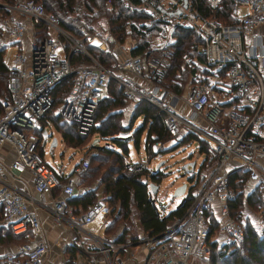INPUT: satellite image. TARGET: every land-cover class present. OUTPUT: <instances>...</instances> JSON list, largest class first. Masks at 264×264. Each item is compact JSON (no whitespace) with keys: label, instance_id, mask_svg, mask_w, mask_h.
<instances>
[{"label":"built area","instance_id":"obj_1","mask_svg":"<svg viewBox=\"0 0 264 264\" xmlns=\"http://www.w3.org/2000/svg\"><path fill=\"white\" fill-rule=\"evenodd\" d=\"M228 1V19L221 20L203 13L196 0H122L123 7L146 16L139 22L140 30L149 33L147 40L157 51L146 55L149 48L133 49L140 45L135 38L107 48L114 41L112 35L97 37L95 44L87 27L80 26L78 35L71 32L40 0H0L8 10L0 15V32L13 41L8 47L14 46L5 57L9 97L0 105V146L8 142L14 154L7 165L0 157V215L10 230L31 236L15 252L0 253V264L48 260L52 250L42 233L40 208L62 230L71 228L67 243L78 252L70 258L71 264H125L133 244L140 246L136 249L142 253L140 264H193V258L210 251L212 220L217 234L225 233L233 241L243 238L242 222L229 208L234 196L229 173L245 171L247 179L258 183L264 198V0ZM205 3L215 10L221 0ZM31 20L43 22L52 34L32 39ZM183 29L196 35L188 49H178L176 32ZM87 43L109 49L115 63L99 61ZM73 51L84 53L90 63L73 67L69 57ZM178 55L181 68L188 71L183 91L172 90L159 80ZM69 74L73 79L61 107L78 134L87 135L95 126V110L110 79L127 98L152 104L167 134L196 138L198 147L204 146L196 169L194 164H185L191 172L188 177L198 179L185 211L160 233L130 241L101 239L88 223L104 213L106 196L99 194L82 211L73 212L69 199L76 191V180L69 176L48 203L34 195L51 194L60 184L52 158L45 159L39 151L41 135L34 128L41 126L39 119L52 105L54 85ZM43 130L45 134L46 126ZM46 141L50 143L51 138L42 145ZM160 143L157 139L154 146ZM144 159L125 164L120 173L141 171L147 155ZM87 165L83 159L72 168L80 175ZM25 170L32 176V192L16 183ZM73 233L78 239H73Z\"/></svg>","mask_w":264,"mask_h":264},{"label":"rangeland","instance_id":"obj_2","mask_svg":"<svg viewBox=\"0 0 264 264\" xmlns=\"http://www.w3.org/2000/svg\"><path fill=\"white\" fill-rule=\"evenodd\" d=\"M4 1L9 2V0L8 1L4 0ZM223 1L225 0H221V4L217 6L215 10H213L214 15L221 20L226 19V15L223 16L222 14H220L221 10H224L223 6L225 5V2ZM88 2L89 3H86V0H74V10L68 12L67 14L71 15L72 17L75 16L79 17L80 22H75L69 19V21L73 24V27H69L68 30L78 35V33L74 32L77 26L84 25L94 34L95 37H104L105 35H107L106 33H109L113 36L114 41H109V46L107 48H110L113 45V43L114 45L117 44V42H124V41L129 43L132 38H135L138 43L143 45L142 48L143 47L144 49L149 48V50L146 51V55L157 53L156 50L152 49L151 42L147 40L149 33H147L146 30L144 31L140 30L139 22L146 19L144 13L130 11L129 9L124 8L122 6L121 0L119 2L115 0L116 3H113V0H101V1L88 0ZM99 2H102L103 4H100ZM88 4L92 8H88L89 6ZM117 13H119L118 16H116ZM114 16H116V18L111 20V18ZM119 22L121 24V28L112 29V25H115ZM28 31L32 39L35 38V40H38L47 34H52V30L48 29L46 24H44L43 22H37L35 20L29 21ZM156 33H159L158 30H156ZM176 33L177 35H179L178 49H185V48L188 49L193 44V41L197 40L196 35L193 32L187 33L184 32L183 30H179ZM93 40L96 42L98 41V39L95 40V38ZM12 42L13 41L11 40L9 41L0 32V47H2L3 49L2 60L4 62L6 59L5 57H6L7 47L8 45H11L9 43ZM66 48L67 46L63 47L64 53H67L68 48L67 49ZM13 49L14 46L11 47L10 50ZM88 49L99 61H102L108 65H112L116 61L114 54L110 52L109 49L104 50L106 54L108 53V57H106L105 61L100 59L98 55H96V53L94 52L100 49L98 46H96V49L93 50H91L90 48ZM88 63H90V59L86 56V58H82L81 60H73L72 66L76 67L78 65L88 64ZM5 79L6 77L3 80H0V89L3 91V93L0 94V105L9 97L8 94L9 91L5 86ZM159 80L166 87H169L172 90L183 91L185 89L186 83L188 81V71L186 69L181 68L179 55L178 58L174 60V62L170 66H168L165 72L160 76ZM68 85H69L68 82L64 83L61 89L57 91V93L54 96L53 103L49 108V114H51L52 116L55 114L59 115L58 117L61 125L60 126L57 125V128L61 130L68 128L69 127L68 124L72 122V119L69 116L66 117L63 115L62 107H61V104H64V102L66 101V96L68 95V90H69ZM117 85L118 84L116 82L110 79L107 82L108 90L113 89L114 91H118L119 89ZM118 98L120 100L118 102L119 105L121 104L124 105L128 100V98L125 97L123 98L118 97ZM139 101L144 102V100H139ZM115 105L117 104H114L113 107H115ZM124 109L125 112L120 111L114 114L115 117L113 118V121L117 123L115 129L116 134H119L122 137L126 136L124 142L129 138H134V136L135 137L137 136L138 140H136V144L137 146L141 145L139 150L137 151L132 141L128 144L130 157L133 160L135 159L136 161L145 160L144 146L146 144L150 146L149 150L148 149L146 150L147 160H148L147 164L144 166V168L141 171L129 175L137 176L140 180L148 181L151 179L154 182H157L156 191L151 192L147 187V192L157 212L159 214H162L166 210V208L178 205L184 197V194L182 195L173 194L172 191L176 184L182 181H186V184L188 186L195 182L198 183V179L193 181L191 177H188L191 174V172L189 169L185 168V164L186 163H189L190 165L194 164V168L196 169L199 166L200 162L202 161L204 157V153L198 149V140L196 138L191 139L188 138L187 136H182L181 138H173L172 136H170L165 132H164L165 138L159 139L161 141L160 145L157 148L153 147L152 150L151 143H153L154 145V141L156 140L154 131L151 132L150 138L147 139H145V135L147 132V129L145 128L146 125L141 131L135 132V129L140 125L138 124V122H140V119H136L135 123L132 122L131 117L127 113L128 105H125ZM61 116L64 117V122H65L64 125ZM56 123H58V121H56ZM106 124L107 121L105 120L101 122L102 127L107 126ZM134 124L135 125L138 124L136 128H134ZM49 129L51 128L50 127L47 128V134L42 138V141L40 143L41 146L43 140L44 139L48 140L49 138V132H50ZM93 134L90 133V135L88 136H83L82 142L78 144V146L81 150L86 149L89 151V154H87V156L90 155V158H92L89 167L90 168H93L94 166L98 167L99 168L97 171L98 174H95V171L93 172V170L91 175L83 174L82 175L83 182H79V184H77V189L79 188L81 189L83 183L84 184L88 183L89 185L94 184L96 181V177L99 176V172L104 168V166H107L110 163L115 162L114 155L112 153H108L107 151H105L104 146L98 147L94 145L93 140L90 139ZM99 135L101 137V134ZM53 136H57L59 139V135L57 131L54 130V128H53ZM96 139H97L95 141L97 142L96 144L105 142L106 144H108V146H113L108 141H102L100 138H96ZM175 142L182 144L175 145ZM124 146L125 144H123V148ZM123 148L120 149L123 150ZM61 149H64L63 158L67 160L68 154L70 153V149L63 148L59 144V140L56 143V145L53 146L52 150L47 144L44 148L45 158H47V156L50 154L54 155L56 162L52 163L53 166H58L59 164L57 162V159H59V150ZM95 157H97L100 160L103 159V157L105 159L99 161ZM68 161L71 162L69 159ZM192 161L193 164L191 163ZM156 169L157 171H155ZM153 172H157L156 176L154 177L151 175ZM242 176L244 177V175ZM78 180H81L80 177ZM254 188L256 187L253 186L252 189V185L247 183L246 178H243V183L240 185L239 188V190L241 191H238V189L236 190L239 192V199H241V203L240 204L237 203V205L234 207L233 210L235 211V214H237V216L240 218V220L244 222L245 226L250 225L257 230H260L264 224V198L261 196L259 190ZM248 190H251L253 192L251 195L252 202H250L249 206L245 207L244 204L242 203V200L244 199V196ZM119 205L120 204L118 200L109 199L108 206L105 211V215L102 216L99 219V221L96 222V226L99 225L101 226V230L99 231V235L101 239L117 240L120 237V239L122 240L130 241L137 238H144L146 236L153 235V234H149L147 230H144L142 228L141 223L139 221V215L135 206H133V209L130 211L129 216L124 218L126 220H124L123 218L115 219L113 214L114 212L117 213ZM107 221L108 224L106 223ZM172 222L170 221L169 223L171 224ZM74 233H73V239H78L77 235ZM210 238H213V240H215L217 243L215 250L212 251V249H210L209 253L205 257L193 258L192 259L193 264H211V259H210L211 254L212 252L215 251L217 254L216 259H218L217 261H219L218 250L222 249L221 246L224 242L231 241L230 239H228V236H226L225 233L216 234V231L214 230L212 231ZM68 240L65 243L66 245H64L67 250V256L68 258L76 257L78 255L76 247L74 245L73 246L69 245L67 243ZM22 241H24V239ZM241 243L240 242L234 243V245H230V248L232 249L234 248V246L237 245L240 246ZM138 249H140V246L137 247V250ZM139 261L135 260L133 261L132 264H140Z\"/></svg>","mask_w":264,"mask_h":264},{"label":"trees","instance_id":"obj_3","mask_svg":"<svg viewBox=\"0 0 264 264\" xmlns=\"http://www.w3.org/2000/svg\"><path fill=\"white\" fill-rule=\"evenodd\" d=\"M11 1H14V0H9V2ZM40 1L43 3L46 9L52 11L59 17L61 21V25L63 27L67 29H69V27H73V24L69 21V19L75 22H80L79 17H76V16L72 17L71 15L67 14L68 12L74 10V0H40ZM91 1H94V0H91ZM117 1L119 2L120 0H117ZM223 2H225V5L223 6L224 10H221L220 14H222L223 16L226 15L225 20H227L229 1L225 0ZM86 3H89L88 0H86ZM99 3L103 4L102 2H99ZM113 3H116L115 0H113ZM196 4L203 13L205 14L213 13V10H211L207 6V4L205 3V0H196ZM88 8H92V7L89 5ZM7 12L8 10L4 6L0 5V15L7 14ZM118 14L119 13H117L116 16H118ZM116 16L112 17L111 20L116 18ZM80 26H77L74 32L79 33ZM116 28H121L120 22L115 25H112V29H116ZM183 31L187 33L188 32L191 33V31L188 29H183ZM106 34L111 36V34L109 33H106ZM86 45H87V48H90L91 50L96 49V46L94 45H91L88 43ZM142 46L143 45L140 44L138 46H135L133 49L139 50L142 48ZM2 51L3 49L2 47H0V80H3L5 77L7 78V66L5 62L2 60ZM94 52L103 61H105L106 57H108V53L106 54V52L102 49H98L97 51H94ZM69 57H70L71 65L73 63V60H81L82 58H86L84 53L80 51L71 52ZM72 79H73V74H69L65 76L64 78H62L61 80H59L54 85L52 89L53 100H54L55 94L57 93L58 90L61 89L64 83L68 82V84L70 85ZM112 91L114 92L113 93L114 98L102 97L100 99L97 105V108L95 110V117H96V120L99 121V125L97 126L95 125L93 129L91 130V132L94 129H97V131L101 135L113 133L114 131L116 132L115 129H116L117 123L113 121V118H114L113 115H110L107 117L106 114L109 111V109H111V107L114 108L113 107L114 104H119L118 102L120 100L118 97L126 98V96L123 94L122 90L121 92H119V91H114L112 89ZM2 93L3 91L0 89V94ZM49 108L45 111L43 116L39 119L41 126L34 128V130L37 133H39L41 136L43 135V126L48 125V126L57 127V125L59 126L61 125V123L59 122V117H58L59 115L55 114L52 116L51 114H49ZM139 110L145 113V118H144V122L140 124V126H138L135 131L137 132L141 131L143 127H145V123L148 120L149 124L147 128L146 139L150 138V134L152 131H154L156 140L165 138L164 137L165 130H164V127L161 121L160 114L157 111V109L145 101L144 102L139 101L137 105V111ZM56 116L58 117V120ZM61 118L63 120V125H64L65 123L64 117L61 116ZM104 120L107 121V124H106L107 126L102 127L101 122H103ZM56 121H58V123H56ZM68 125H69L68 128L62 129L61 131L62 137L63 139L66 140L67 143L76 144V145L80 144L82 142L83 136H88L91 133L90 132L87 135H80L76 131L75 124L73 121L70 122V124ZM135 140H138L137 136L135 137ZM203 147L204 146H200L201 149ZM104 150L107 151L108 153H112L115 157V162H116V163L114 162V163H110L107 166H104V169H102L99 172L100 179L103 182V190H104V193L107 199L108 200L109 199L118 200L120 204L118 207L117 213L114 212L116 214L115 215L116 219H119V218L124 219L128 217L130 211L133 209V206H135L137 209L138 215H139V221L141 223L142 228L144 230H147L149 234H157L163 231L170 224L169 223L170 221L172 222L175 218L182 215V213L185 211L188 205V202L190 201L193 195V189L195 188L197 182L188 186L186 196L181 204H179L173 209H170L166 213L159 214L157 210L155 209L151 199L149 198L146 182L144 180H140L137 176L123 175L120 173V169L125 165L123 161L124 152L122 151L119 152L110 147H104ZM91 159L92 158H89V157L87 158L88 166L84 170L85 175H91L92 170L93 172L95 171V174H98L97 172L99 169L98 167H95V166L93 168L89 167ZM104 159L105 158L103 157V159L101 160H104ZM98 160L101 161L100 159ZM155 171H157V169ZM114 173H117L115 178L112 177V174ZM156 173L157 172H153L151 175L154 177L156 176ZM242 175H244V177ZM243 178L247 179V174L245 171L233 170L229 173V185L234 191L233 198L229 200V208H230L231 214L235 216L236 219L238 220H240V218L237 216V214H235V211L233 209L237 205V203L239 204L241 203V199H239L238 191H241L239 190V188H240V185L243 183ZM254 187H256L254 189L259 190L258 183ZM237 189L238 191H236ZM252 193L253 192L251 191V195ZM248 199L250 200V202H252L251 196ZM76 200L85 208L88 204H90L91 202L95 200L94 189L90 188L86 190L85 192L81 193L76 198ZM242 203H243V200H242ZM102 216H103V213L99 216L96 222L99 221V219ZM242 225L244 229L243 238L240 241L231 240L229 242H224L221 246L222 249L218 250L219 261H217L218 259H216L217 257L216 251L212 252L211 258H210L211 264H264V224L260 230H257L250 225L245 226L244 222H242ZM214 227H215V222L212 220L209 226V237L212 234ZM7 229L9 231H3V225H0V239L5 237V234L13 235L15 237L14 239L18 241V243H22V242H25L31 239V236L26 235L25 233L15 235L14 234L15 232H13L12 230L10 231L9 227ZM23 239L24 241H22ZM117 240H121L120 237ZM239 242L240 243L242 242L240 246L237 245V246H234V248L232 249L230 248V245H234V243H239ZM208 245H209V248L212 249V251H214L215 247L217 246V243L215 240H213V238H209Z\"/></svg>","mask_w":264,"mask_h":264},{"label":"crops","instance_id":"obj_4","mask_svg":"<svg viewBox=\"0 0 264 264\" xmlns=\"http://www.w3.org/2000/svg\"><path fill=\"white\" fill-rule=\"evenodd\" d=\"M263 41H264V38H263ZM10 49H11V47H7V51H10ZM117 86H118V89H119L118 91L121 92L120 86L119 85H117ZM103 93H104V95H103L104 98L105 97H107V98H114V95H113L114 92L112 90H108L107 84L104 87ZM138 102H139V100H132V99H129L128 98V100L126 101V103L124 105L123 104H121V105L117 104V105H115L114 108L111 107V109H109V111L107 112L106 115H107V117L110 116V115H113V117H115L114 114H116V113H118L120 111L125 112V109H124L125 108V105H128L127 113L131 117L132 122L135 123L136 119H140V122H138V124H142L144 122L145 113L142 112V111H140V110L137 111ZM138 124H136V125L134 124V128H136ZM148 124H149V121L147 120L146 123H145V125H146L145 128L146 129L148 128ZM95 125L96 126L99 125V121H96V124ZM48 127L51 128V129H49V131H50L49 132V137L51 138V141H50V143L46 141L42 146L40 145V147H39L40 153L44 156V148H45L46 144L49 145V147L52 150L53 146L56 145V143L58 142V140H59V144L63 148L70 149V153L68 154L67 160H65V158H63L64 149L59 150V159H57V162L59 163L58 166H53L52 165V163L56 162V159H55V157H54L53 154H50V155L47 156V158L48 157H51L52 158L51 165L57 171V173L59 175L60 184L52 190V193L51 194L50 193H46V194H43V195H39V194H34V195L36 197H38V198L43 199L44 202L48 203V200L50 199V197H52L53 195H55L58 192V188L64 182V180L68 176L69 177H72V178H74L76 180V191L70 197L69 202L71 204L72 211L75 212V213H78V212H80V211H82L84 209V206H82L76 200V198L81 193L85 192L87 187H88V189H90V188L91 189H94V191H95V198L99 194H104L105 195L104 190H103V182L101 181L100 175H99V176L96 177V181H95L94 184H90L89 185L88 183L87 184H84L83 183L82 186H81V188L84 187L85 189H80V188L77 189V184H79V182H83L82 175L84 174V170L87 167H85L82 170L81 174L78 175L76 173V171L73 170L72 166H73V164H77V163L81 162L83 159H87L88 157L90 158V155L87 156V154H89V151L86 150V149L81 150L79 148L78 144L76 145V144L67 143L66 140L63 139V137H62V134H61V131L62 130L59 129V128H57L56 126H48L47 125L46 126V133L45 134H44L45 131L43 130V135L41 136V141H42V138L47 134V128ZM53 128H54V130L57 131V133L59 135V139H58L57 136H53ZM91 133L92 134L94 133L91 136V138H90L91 140H94L96 138H100L102 141H108L113 146H108V144H106L105 142H101L100 144H96L97 142H93L94 145H96L98 147H101V146L110 147V148H112L114 150H117L119 152H121V151L122 152H125V155L123 156V161H124L125 164L129 163L130 161H132V162H135L136 161L135 159H134L135 160L134 161L130 157V155H129V149H128V144L132 141L133 144H134V147L136 148V150L137 151L139 150V148H140L141 145L140 146H137L136 140H135V136H134V138H129V139H127L124 142V139H125L126 136L125 137H122L121 135L116 134L115 131L113 133H109V134H106V135H101L102 138L100 137V135H99L100 133L97 131V129H94ZM146 135H147V132H146ZM146 135H145V139H146ZM52 138H55V143H53V144H52ZM116 139H118L120 141H118ZM167 139H169V138H167ZM123 144H125L124 148H123ZM181 144L182 143H176L175 142V145H181ZM153 147H155V146L153 145V143H151L152 150H153ZM120 148H123V150H121ZM144 148H145V152H144V157H145V155H147L146 154V150L147 149L149 150L150 146H148L146 144L144 146ZM198 149L199 150H202L200 147H198ZM13 155L14 154H13V149H12L11 145L8 142H4L2 144V146H0V157L2 158L3 162L7 165L10 162V160L12 159ZM47 158H45V159H47ZM68 159L71 162H69ZM70 169H71V171H70ZM79 177H80L81 180H78ZM145 182H146V185L148 187V184H147L148 181H145ZM16 183L20 187L26 188L30 192L33 191L32 190V176H31V174L27 170H25V171H23L21 173L20 180H17ZM247 183L250 184V185H252V189H253V186H256L257 185L256 182H252L249 179H247ZM78 187H80V186H78ZM187 189H188V185L186 184L185 191L183 193H181V194H178V195L184 194V197H183L182 201L184 200V198L186 196ZM251 190H248L246 192L245 196H244L243 204H244L245 207L249 206V204H250V200L248 198L251 196V192H250ZM108 201L109 200L107 199V202ZM182 201L179 204H181ZM178 205H175L173 207L166 208V210L163 213H166L167 211H169L170 209L175 208ZM105 211L103 213V216L105 215ZM39 215H40L41 222H42V227H43L42 233H43L44 237L46 238L47 242L50 244L51 250H52V252L50 254V257L48 258V260H46V262L44 264H71V261H70V258L71 257L68 258V256H67V250H66V248L64 246L65 243H66V241L68 240L69 236L71 235V232H72L71 228H68L67 231L66 230H62L61 225L58 224V223H55L52 220L49 212L45 208H40L39 209ZM115 215L116 214L114 213L113 216L115 217ZM115 219H116V217H115ZM110 222H109V224H110ZM106 223L108 224V221ZM0 225H3V231H9L7 229L8 228V225L1 218V215H0ZM95 226H96V223H93L92 224V228L99 232L101 230V226L100 225L99 226H96V228H95ZM14 234L15 235H19V234H22V233H14ZM14 238L15 237L13 235H11V234L10 235L5 234V237H3L2 239H0V253L3 254L5 252H11V253L15 252L17 245L20 244V243H18ZM137 247H139L138 244H134V245H132L131 247L128 248L129 257L127 258V260H126L125 263L132 264L133 261H135V260H138V261L141 260L142 253L136 251ZM14 254H15V257H18L19 256L18 253H14Z\"/></svg>","mask_w":264,"mask_h":264},{"label":"water","instance_id":"obj_5","mask_svg":"<svg viewBox=\"0 0 264 264\" xmlns=\"http://www.w3.org/2000/svg\"><path fill=\"white\" fill-rule=\"evenodd\" d=\"M97 139H94L93 140V142H95ZM53 143H55V138H52V144ZM192 164H193V161L191 162ZM156 168H157V166H156ZM70 171H71V169H70ZM148 187H149V190L151 191V192H155L156 191V187H157V182H154L153 180H148ZM185 188H186V181H182V182H180V183H178V184H176L175 186H174V188H173V194L175 195V194H181V193H183L184 191H185Z\"/></svg>","mask_w":264,"mask_h":264},{"label":"bare ground","instance_id":"obj_6","mask_svg":"<svg viewBox=\"0 0 264 264\" xmlns=\"http://www.w3.org/2000/svg\"><path fill=\"white\" fill-rule=\"evenodd\" d=\"M94 38H95V40L98 39V38L95 37V36L93 37V39H94ZM93 42H94L95 44H97L99 41L96 42V41L93 40ZM6 59H7V58H6ZM100 215H101V214L97 215V216H96L91 222H89V223H88V226L92 228V224H93V223L99 218Z\"/></svg>","mask_w":264,"mask_h":264}]
</instances>
